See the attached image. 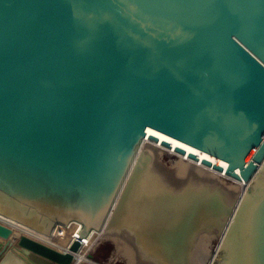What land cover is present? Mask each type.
Instances as JSON below:
<instances>
[{
	"label": "water",
	"instance_id": "water-1",
	"mask_svg": "<svg viewBox=\"0 0 264 264\" xmlns=\"http://www.w3.org/2000/svg\"><path fill=\"white\" fill-rule=\"evenodd\" d=\"M145 137L243 195L203 181L132 225ZM0 215L81 226L61 251L0 219V264H94L75 258L92 230L151 264H192L203 233L222 235L211 264H264V0H0Z\"/></svg>",
	"mask_w": 264,
	"mask_h": 264
},
{
	"label": "bare ground",
	"instance_id": "bare-ground-1",
	"mask_svg": "<svg viewBox=\"0 0 264 264\" xmlns=\"http://www.w3.org/2000/svg\"><path fill=\"white\" fill-rule=\"evenodd\" d=\"M139 152H143L145 154L150 155V161L148 165L146 166V169L142 171L140 176L137 178L138 183L137 186L134 187L137 191H133L130 195L131 197L128 200L127 205V213L129 214L130 211H132L130 214L135 215L140 214L142 218L139 219V221H136L135 223L132 221L131 224L135 225L138 228L141 226V222L143 221L144 225H148L152 217L154 216V213L158 212V214L162 213L163 215H166L165 209L169 210V212L178 211L177 206L180 203L185 202L188 198L186 195L179 194L180 189L183 188H192V187H198L203 181H211L221 183L222 192L225 195L227 199L233 196V194H237V200L240 196L243 195L245 191V187L242 183V180H235L223 173H220L213 168L203 165L201 161L199 160H193L186 154H180L175 149L171 147H167L164 144H161L157 141H154L148 137H145L142 140V143L140 145ZM167 155L172 158V160L175 159H181V161H187L189 163L194 164L196 168L191 167L190 165L188 167H182V166H167L165 167L160 163V157ZM170 162H173V161ZM161 169L163 168L166 172L161 173L158 168L156 169V165ZM202 167V169H200ZM161 171H163L161 169ZM167 176V178H166ZM176 183V182H184L180 185H174L171 186L170 182ZM177 184V183H176ZM214 184L210 183V186L212 187ZM220 185V184H219ZM145 187V191L141 188ZM237 189V193L234 192V190ZM174 190L177 192L175 193ZM133 196V197H132ZM147 196V198H145ZM191 196V195H190ZM190 198V197H189ZM158 205H162L161 207L157 208ZM165 208V209H164ZM165 212V213H164ZM136 217V216H135ZM0 219L6 220L10 222L13 227L22 230L23 234L29 238L39 240L48 244H51L58 250L64 251L68 248L70 243L73 239L76 238V235H78L81 226L78 222H72L67 225L58 224L56 225L52 230L50 235H45L41 233H37L34 230L27 228L25 226H22L20 224H17L9 219H5L0 215ZM145 219V221L143 220ZM230 218H228L229 220ZM142 220V221H140ZM206 224L208 225L206 228L210 229L212 228V224L214 222H211L210 220H207ZM216 225V223H215ZM210 226V227H209ZM214 227V226H213ZM67 229L72 231L73 233L69 234L67 233ZM72 229V230H71ZM216 231V226L212 228ZM76 230V231H75ZM102 231L104 230H92L88 232V235H86L81 240V248L78 251L77 255H75V258L77 260H84L88 261V257L86 256V251L83 250V247L88 245L89 243H92L93 240L98 237ZM77 232V233H74ZM73 235L65 237V235ZM107 237L112 238V240L117 241V246L123 245L126 247L125 250H123L124 256L127 257V264H151L149 260L150 258H147V248L146 246L137 239V243L133 240V238L127 237V235L122 234H105ZM132 236V235H131ZM216 235L214 233H203V235L200 236V239L198 241V245L194 250L193 256H192V264H211L217 250L219 248L220 241L222 239V235H219L218 242L214 245L213 250L211 253L209 252V257H207L208 248L210 244L213 242V239ZM131 238V240H130ZM52 240L54 242H52ZM60 241V245H57L56 242ZM133 242V243H132ZM138 246L139 250H136L135 243ZM122 254V253H121ZM138 254V255H137ZM137 255V256H136ZM207 260V261H206Z\"/></svg>",
	"mask_w": 264,
	"mask_h": 264
},
{
	"label": "rangeland",
	"instance_id": "rangeland-1",
	"mask_svg": "<svg viewBox=\"0 0 264 264\" xmlns=\"http://www.w3.org/2000/svg\"><path fill=\"white\" fill-rule=\"evenodd\" d=\"M171 160H172V158L167 156V155L160 157V163L162 165H164L165 167H167V166L171 167L174 165L175 166L177 165V166H182V167H188L189 165L190 166L192 165L191 167H194L197 169V167L194 164L189 163L187 161H183V160L181 161V159L179 160V159H175V158L172 160L173 162H170ZM155 167L160 169L157 165ZM161 169L163 170L162 172H165V174H166L167 171H165L163 168H161ZM200 169H202V167ZM169 182H170L171 186L180 185V184L184 183V182H180V183L176 182L177 183L176 184V183H173L171 181H169ZM141 189L144 190L145 187L141 188ZM234 192L237 193L238 192L237 189H235ZM233 196H234L233 201L235 202L237 199V194H236V196H235V194H233ZM145 198H147V196H145ZM230 198L227 200L231 201L232 199H230ZM183 203L185 204V202H183ZM66 230H67V233H69V234L73 233L72 231H70L67 228H66ZM74 233H77V232H74ZM105 234H110V233H106L105 231L104 232L102 231V233L98 237H96L92 243H89L88 245L83 247V250H87L85 253L86 256L88 257L87 260L91 261L94 264H127V257L124 256V254H123V250H125L126 247L123 245L117 246V244H118L117 241L112 240V238L107 237ZM67 236L73 237V235L66 234L65 237H67ZM76 237H78V235H76ZM130 240H131V238H130ZM52 242H54V241L52 240ZM59 242L60 241H57L56 244L60 245L61 242L60 243ZM217 242H218V236H215L213 239V242L210 244V246L207 250L208 252H206L207 253V257H206L207 259L209 257V252L211 253V251L214 248V245Z\"/></svg>",
	"mask_w": 264,
	"mask_h": 264
}]
</instances>
